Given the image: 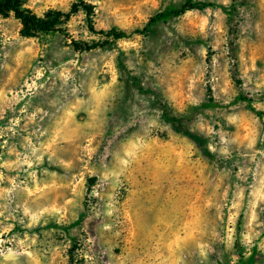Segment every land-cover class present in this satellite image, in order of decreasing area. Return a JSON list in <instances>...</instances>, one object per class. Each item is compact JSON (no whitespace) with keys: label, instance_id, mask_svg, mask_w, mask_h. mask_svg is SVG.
Instances as JSON below:
<instances>
[{"label":"clouds","instance_id":"obj_1","mask_svg":"<svg viewBox=\"0 0 264 264\" xmlns=\"http://www.w3.org/2000/svg\"><path fill=\"white\" fill-rule=\"evenodd\" d=\"M74 2L27 0L22 9L47 22L50 10L68 13ZM86 2H95L100 11L111 6L101 0ZM209 2L243 4L237 7L243 21L241 35L245 41L253 34L264 40V0H252L255 7L249 0ZM183 3L162 0L160 10L179 9ZM225 19L218 7L170 16L173 27L179 20L185 28L204 23L212 31L222 30ZM83 23L81 9L56 28H65L73 39H100L90 36ZM167 36L175 39L173 32ZM0 44L7 46L0 48V68H7L9 62L15 65L9 69L8 82L0 85V101L5 103L0 121L5 110H13L0 139L9 132L14 136L23 132L20 151L13 145L7 152L15 159L0 158V264H223L218 245L230 248L235 234L230 225L224 233L222 217L242 214L253 237L264 232V99L254 96L264 90V69L256 77L254 61H245L253 76L245 75L242 87L253 86L248 99L255 113L262 115L246 119L240 114L244 102L231 104L236 93L230 87L223 103L231 106L221 113L201 108L190 93L184 97L186 103L173 101L179 83L172 65L156 57L145 67L130 66L133 75L146 72L156 82L142 78L139 85L128 88L131 95L123 102L120 85L96 79L105 68L94 63L77 68L55 56L56 68L33 65L35 54L25 47L30 41L15 33L5 32ZM45 72L52 77L51 97L35 107L25 101L17 112L14 105L35 94L27 81ZM78 72L84 78L77 77ZM21 77L25 84H20ZM18 86L28 90L14 92ZM141 88H151L156 95L140 99ZM162 92L176 109L168 108L167 116L163 103L149 107ZM217 115L222 118L220 125L213 119ZM217 127L224 130L214 131ZM188 134L208 139L207 151L225 161L235 153L246 162L238 170L213 175V162ZM102 143L103 151H98ZM4 148L7 145L0 143ZM91 178L94 184L87 183ZM241 236L251 243L245 233ZM73 248L76 251L70 252Z\"/></svg>","mask_w":264,"mask_h":264},{"label":"rangeland","instance_id":"obj_2","mask_svg":"<svg viewBox=\"0 0 264 264\" xmlns=\"http://www.w3.org/2000/svg\"><path fill=\"white\" fill-rule=\"evenodd\" d=\"M17 1L21 9L22 4L27 3V0ZM192 1L210 3L212 6L209 8H220L226 15V19L222 21L223 29L212 31L205 27L204 23L199 28H196L193 24H189L185 28L179 20L174 22L175 27H173L169 19L166 22H160L148 27L145 32H139L144 29L149 18L162 12L160 10L162 0H101L102 3L110 2L111 6L107 11H100L95 2L75 0L71 6H79L75 14L81 9L83 10V27H86L90 36H98L100 39H73L65 28L57 29L56 26L52 31H44L32 27L28 30L27 36H24L21 33V24L9 13L5 17L0 16V41L5 38V32L15 33L20 38L28 39L30 45L25 47L27 53L35 54L34 60L31 61L33 65L39 63L42 66L56 68L58 64L57 60L53 58L55 56L58 57L60 63L66 64L71 61L77 65V68L86 63H94L96 68H105L106 70L100 76H97L96 79L99 81L104 78L108 83L120 85V89L123 92V102H127L131 95L128 92V88L139 85L142 78L152 83L156 82L153 77L147 76L146 72L133 75L130 71V66L137 69L145 67L152 57H156L163 63L172 65L175 79L179 83V91H174L173 101L186 103L184 97L190 93L189 98L197 101L201 108H211L216 113H221L225 107L231 106L223 103L227 99L226 92L230 87L236 93L231 104L243 101L246 105L245 110L240 113L242 116L246 119H255L256 116L262 115L255 113V109L251 107L252 101L248 99V95L253 94L251 91L253 86L242 87L246 83L245 75L253 76V73H249L247 68L244 67L245 61L249 59L254 61V67L257 69L254 74L256 77H259L261 74L260 70L264 69V54H262L264 53V40L253 34L245 41L241 35L243 21L238 18L237 7H243V4L226 6L209 2V0ZM249 5L251 7L256 6L252 0H249ZM84 7L90 11L89 17ZM170 8L173 7L165 8L164 11ZM22 10L33 14L29 9L25 8ZM119 10L126 11L122 14ZM200 11L202 12L203 10ZM57 12L50 10L47 15L51 17ZM72 17L73 15L68 22L71 21ZM212 19L214 18L209 19L207 23H211ZM68 22L64 23L60 20L58 24H67ZM89 23L92 24L95 30L109 31L115 29L123 31L126 33L127 38L114 40L94 34L89 30ZM162 24L164 25L163 27L161 26ZM180 31H183V35L180 34ZM36 32L46 35L37 37L35 35ZM167 32H173L175 39L169 38ZM197 32L200 34H194ZM79 35L83 36V32H79ZM0 48L7 50V46L2 44H0ZM13 67L15 65L9 62L7 68H0V85L8 82L10 77L9 69ZM69 71H73L70 65ZM76 75L79 78H84L85 74L78 72ZM20 84H25V79L22 77L20 78ZM27 85L35 88V94L31 98L24 97L23 100L14 105V109L17 112L25 101L35 107L42 105L52 95V91H49L52 88V77L47 72L37 80H28ZM11 87L12 85L9 84V88ZM28 87L21 89L18 86L14 89V92L27 91ZM140 92L142 93V96L139 97L140 99L143 96L154 97L156 95L151 88L147 91L141 88ZM254 96L264 99V90L254 93ZM156 103L164 104L165 116H167V109L172 108L167 94L162 92L159 97L149 103V107L151 108ZM3 106H5V103L0 101V107ZM189 110L192 111L193 109L189 108ZM172 111H176V109L172 108ZM254 113L255 115H253ZM4 115L5 119L0 121V135L10 126L9 121L13 118V110H5ZM213 119L217 125L222 123V118L219 115L213 117ZM22 126L23 121H21ZM223 130L224 128L220 127L214 128V131ZM228 130L234 131V127L228 126ZM188 135L201 148L205 149L203 155L213 162V175L222 173L225 170H238V167L246 162L242 156L235 153L232 160L225 161L218 155L207 151L208 139L201 136ZM21 136H23V132L15 136L9 132L0 139V143L7 145V148L0 149V158L15 159V156L9 158L7 152L13 145H16L17 151H20ZM103 147L104 144L102 143L98 151H103ZM208 178L212 179L211 176ZM87 183L94 184L95 178L89 179ZM80 219L83 220L84 217ZM222 219L226 220L224 233L228 232V226L230 225L232 232L235 234V240L230 248L224 244L218 245L219 250L223 252V264H232L233 259L235 264H264V245H262L264 232L260 233L258 237H253L244 227L242 214L236 217L226 216L222 217ZM75 226L73 225V227ZM241 233H245L251 243L245 241ZM73 243L75 245V240ZM75 251V248L70 250V252Z\"/></svg>","mask_w":264,"mask_h":264},{"label":"trees","instance_id":"obj_3","mask_svg":"<svg viewBox=\"0 0 264 264\" xmlns=\"http://www.w3.org/2000/svg\"><path fill=\"white\" fill-rule=\"evenodd\" d=\"M212 5L210 3L206 2H196L192 0H185L184 4L181 6L179 9H173L170 8L168 10L159 12L149 18L147 24L145 25L144 29L139 32H145L148 27L155 25L157 23H163L166 22L170 19V16L172 14L175 15H181L182 11H187L189 9H199V10H204L205 8H209ZM78 5H72L71 8L69 9L68 13H61L57 12L54 13L51 17H49V20L47 22L44 21H38L36 16L30 13H27L26 11H23L20 7V4L17 0H0V16H7V14L12 13L14 18L19 21V23L22 26V31L21 33L24 36H27V32L30 28L34 27L40 30L44 31H52L56 24H58L61 20V16H63V20L61 22H68L70 17L74 15L77 12ZM84 10L89 17L90 11L84 7ZM89 30L90 32L106 37V38H112L114 40H121L124 38H127L126 33L123 31H117L115 29H111L109 31H104V30H95L92 26L91 23H89Z\"/></svg>","mask_w":264,"mask_h":264}]
</instances>
